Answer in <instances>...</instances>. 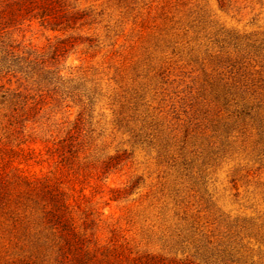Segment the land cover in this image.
Instances as JSON below:
<instances>
[{
	"label": "rangeland",
	"instance_id": "1",
	"mask_svg": "<svg viewBox=\"0 0 264 264\" xmlns=\"http://www.w3.org/2000/svg\"><path fill=\"white\" fill-rule=\"evenodd\" d=\"M66 4L64 31L10 35L47 59L61 46L60 80L0 73V264H56L45 181L94 264H206L220 245L264 264V0Z\"/></svg>",
	"mask_w": 264,
	"mask_h": 264
},
{
	"label": "trees",
	"instance_id": "2",
	"mask_svg": "<svg viewBox=\"0 0 264 264\" xmlns=\"http://www.w3.org/2000/svg\"><path fill=\"white\" fill-rule=\"evenodd\" d=\"M67 0H0V73L20 72L27 77L35 78L36 84L54 83L60 80L56 78V70L49 69L58 62L61 56V46H56L48 57L33 50L20 49L18 43L10 39L11 33L27 22H38L41 26L53 31H64L70 22L76 18L78 12H67L65 5ZM61 43V42H58ZM11 102L13 111H16V101ZM240 108L246 114L252 111L248 102L241 101ZM23 107V106H21ZM259 107L257 106L255 108ZM257 113V112H256ZM247 114V115H248ZM262 128V122L259 121ZM40 194L41 211L39 226L47 230L44 244H53L56 247V264H94L93 255L88 250L82 249L80 236L74 231L70 220L65 216L62 195L58 189L49 183L42 182L37 186ZM220 245V249L204 250V262L206 264H226L234 262L238 249ZM113 252L107 251L101 258V264H123L121 259ZM125 264H191L186 260L166 259L161 256L143 255Z\"/></svg>",
	"mask_w": 264,
	"mask_h": 264
}]
</instances>
